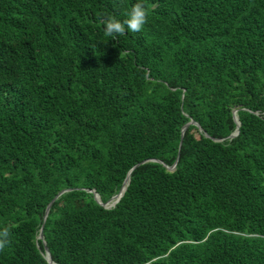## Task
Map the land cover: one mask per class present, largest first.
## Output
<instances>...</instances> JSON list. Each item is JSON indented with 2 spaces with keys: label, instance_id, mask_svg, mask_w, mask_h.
Listing matches in <instances>:
<instances>
[{
  "label": "trees",
  "instance_id": "obj_1",
  "mask_svg": "<svg viewBox=\"0 0 264 264\" xmlns=\"http://www.w3.org/2000/svg\"><path fill=\"white\" fill-rule=\"evenodd\" d=\"M136 2L0 0V264H264V0Z\"/></svg>",
  "mask_w": 264,
  "mask_h": 264
},
{
  "label": "clouds",
  "instance_id": "obj_2",
  "mask_svg": "<svg viewBox=\"0 0 264 264\" xmlns=\"http://www.w3.org/2000/svg\"><path fill=\"white\" fill-rule=\"evenodd\" d=\"M148 13L149 9L145 5L144 0H137V2L134 3L125 13V18L123 20L118 19L114 14L108 15L106 18L102 19V24L104 25V34L110 38H117V36L125 35L126 30L127 32L132 33L140 32L147 23ZM234 117L236 121L238 119L240 124L237 125V128L231 134V137H235L240 133L241 121L239 120L236 110L234 111ZM9 237L10 231L7 227L0 230V252H3L10 244Z\"/></svg>",
  "mask_w": 264,
  "mask_h": 264
},
{
  "label": "water",
  "instance_id": "obj_3",
  "mask_svg": "<svg viewBox=\"0 0 264 264\" xmlns=\"http://www.w3.org/2000/svg\"><path fill=\"white\" fill-rule=\"evenodd\" d=\"M237 121H238V119H237ZM197 124L195 121H189L186 125H185V127L183 128V129H186L190 124ZM240 124V122L238 121V125ZM175 166H176V164L173 166V167H169L170 169H174L175 168ZM130 176H131V172L128 174V176H127V178H126V180H125V182H124V184H123V186H122V188H121V190H120V192L117 194V195H115V196H113L108 202H106V203H103L102 202V200H101V197H100V195L97 193V192H95V190L93 189L92 191H94V195H95V198H96V200L100 203V204H102V205H104V206H106V207H111V206H114L119 200H120V198L123 196V194H124V192L126 191V189H127V184H128V182H129V180H130ZM67 190H70V189H64V190H62L56 197H55V199L56 198H58L62 193H64L65 191H67ZM116 197H118V199H117V201H115L114 203H113V201H114V199L116 198ZM54 199V200H55ZM53 200V201H54ZM50 206H51V203L49 204V206L47 207V209H46V213H45V218L47 217V215H48V213H49V210H50ZM43 241H44V243H45V245H46V242H45V240H44V232H43V229H41V232H40V236H39ZM46 249H47V255H46V258L49 260V262H50V264H57L54 260H53V258H52V256H51V253H50V251H49V249H48V247L46 246Z\"/></svg>",
  "mask_w": 264,
  "mask_h": 264
},
{
  "label": "bare ground",
  "instance_id": "obj_4",
  "mask_svg": "<svg viewBox=\"0 0 264 264\" xmlns=\"http://www.w3.org/2000/svg\"><path fill=\"white\" fill-rule=\"evenodd\" d=\"M117 199H118V197H116V198L114 199L113 203H114L115 201H117Z\"/></svg>",
  "mask_w": 264,
  "mask_h": 264
}]
</instances>
